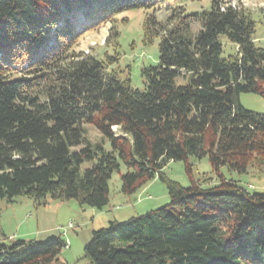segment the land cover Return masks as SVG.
Segmentation results:
<instances>
[{
  "label": "trees",
  "instance_id": "obj_1",
  "mask_svg": "<svg viewBox=\"0 0 264 264\" xmlns=\"http://www.w3.org/2000/svg\"><path fill=\"white\" fill-rule=\"evenodd\" d=\"M169 1L188 0H0V199L103 209L124 166V194L159 177L170 203L94 231L84 248L91 264H264V192L221 172L264 173V113L240 101L244 92L264 97L252 11L212 0L200 12L169 7L165 21L148 13L144 41L160 38V61L142 69V89L113 67L118 53L76 48L107 24L104 44L118 46L117 15ZM221 34L237 55L221 56ZM86 124L103 140H91ZM191 156H207L217 182L196 179ZM170 160L184 162L188 187L166 175ZM6 239L0 228V264H67L63 236Z\"/></svg>",
  "mask_w": 264,
  "mask_h": 264
},
{
  "label": "rangeland",
  "instance_id": "obj_2",
  "mask_svg": "<svg viewBox=\"0 0 264 264\" xmlns=\"http://www.w3.org/2000/svg\"><path fill=\"white\" fill-rule=\"evenodd\" d=\"M226 1V0H225ZM237 8L245 7L252 11L256 21L254 42L264 48V0H227ZM183 5L186 13L209 10L212 0H188L185 2L169 1L157 9H130L117 15L116 24L119 30L117 45L106 46L105 39L111 24L100 30L84 35L77 50L86 54H94L105 59L108 54H119V59L113 64L118 71L130 72L131 85L134 88H144L142 69L155 66L160 61V38L153 43L144 41L143 24L148 13H154L161 21H165L170 14L169 7ZM125 19V21H124ZM200 28L198 22L193 23L192 30L196 33ZM222 57L235 56L238 53L236 43L230 41L226 34L220 35ZM186 80L178 77L177 82L184 84ZM241 104L251 111L264 113V97L255 93H241ZM87 136L94 141H101V133L90 124L85 125ZM118 130L117 128L115 129ZM106 147L110 143L106 140ZM77 150L79 149L76 148ZM190 163L194 177L200 179L203 173H208L210 182H217L208 157L191 156ZM126 168L122 166L120 172H115L109 181L110 204L103 209L80 204L76 199L60 200L49 198L46 204H37L33 198L27 196L16 197L13 202L7 198L0 199V228L6 235V241L12 243L18 239H35L46 241L51 236H63L69 245L62 249L59 258L67 264H91L85 255V245L92 239L93 232L107 228L111 221H125L148 211L160 208L170 203V196L166 184L156 177L147 182L132 195L121 191V175ZM166 175L188 187L190 180L183 161L170 160L164 167ZM226 177L239 178L241 183L252 187L251 190L264 192V173L258 169H251L249 174L239 175L224 167L221 171ZM204 182V181H203ZM249 183V184H248ZM251 185V187H250Z\"/></svg>",
  "mask_w": 264,
  "mask_h": 264
},
{
  "label": "built area",
  "instance_id": "obj_3",
  "mask_svg": "<svg viewBox=\"0 0 264 264\" xmlns=\"http://www.w3.org/2000/svg\"><path fill=\"white\" fill-rule=\"evenodd\" d=\"M250 187H251V185H250ZM69 245V242L67 241V246Z\"/></svg>",
  "mask_w": 264,
  "mask_h": 264
}]
</instances>
